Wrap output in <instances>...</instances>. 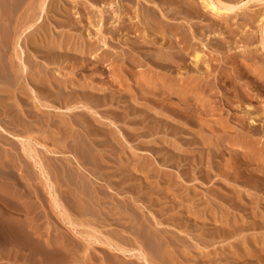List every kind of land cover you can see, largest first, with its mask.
<instances>
[{"label":"rangeland","instance_id":"obj_1","mask_svg":"<svg viewBox=\"0 0 264 264\" xmlns=\"http://www.w3.org/2000/svg\"><path fill=\"white\" fill-rule=\"evenodd\" d=\"M168 2L171 10L154 5L160 32L143 17L135 26L145 36L137 37L128 27L112 33L113 4L50 0L44 26L22 37L29 69L7 85L0 125L31 137L49 180L20 140L0 132V168L4 158L20 181L0 175V195L32 208L0 213V264H48L53 256L60 264H264V167L250 158L264 152V120L249 123L251 111L264 106V87L251 72L264 65L257 21L230 36L243 14L220 25L199 0ZM99 9L113 22L99 19ZM195 50L205 57L200 67ZM25 84L37 95H22ZM163 84L189 91L188 100L167 94ZM86 98L87 105L68 107ZM15 116L32 129L23 131ZM255 137V150L235 143ZM74 170L85 174L82 182ZM77 195L87 212L75 208ZM37 245L62 250L40 254Z\"/></svg>","mask_w":264,"mask_h":264},{"label":"bare ground","instance_id":"obj_2","mask_svg":"<svg viewBox=\"0 0 264 264\" xmlns=\"http://www.w3.org/2000/svg\"><path fill=\"white\" fill-rule=\"evenodd\" d=\"M28 1V0H27ZM26 0H0V83L4 84V86H0V106H2L3 103V95L9 91L7 85H12L14 83V81H16L18 78L20 79V71H22L23 73L25 71H28L29 66L27 64V61H29L28 55L25 53V50L22 47L21 41H22V37L26 34H28L31 30H33V28L35 27V25H42L43 22L45 21V17L46 15L49 13L48 12V3L50 0H29L28 3H26L24 5L25 2H27ZM79 0H75V2ZM95 1H102L103 3H108V4H113L114 7V12L116 14L115 16V20L117 21L113 26L114 28L112 29V33L114 32H118L120 30H123L124 28L128 27V31H134V32H139V34H136L137 37L145 36V33L141 31H143V29L139 28L138 26H135V23L139 24V23H144L143 22V17L146 20H152L154 22L152 30H158L159 28H161V24L159 23L161 21V17L160 15H158V12H156L157 10H155L154 5L156 6L158 3H161V5H166V7H168L170 10V6L171 3L168 2V0H162L161 2H158L156 0H95ZM201 1V4H203V7L205 8H209L210 11H212V13H215L220 21V25L224 24V23H228L232 17L235 15H239L241 16V14H243V19L241 22L238 23V25L236 27H233L230 30V36L234 35L242 26H244V24L246 22L248 23H255V21H257L258 25V43H259V47L261 49V52L263 54V58H264V9L262 10V8H259L257 5H259L260 3L264 2V0H199V2ZM74 2V1H73ZM81 3V2H80ZM127 4H131V8L133 9H127V7L125 6ZM125 4V5H124ZM149 4V5H148ZM24 5V6H23ZM92 5H94V3H92ZM159 6V5H158ZM255 6H257L258 8H256ZM261 6V5H260ZM264 6V5H263ZM24 7V8H23ZM23 8V10H21ZM167 8V9H168ZM53 9V8H52ZM166 9V10H167ZM168 11V13H162L165 17H167L168 15L172 14L173 12ZM21 11V12H20ZM206 11V10H205ZM263 11V14L261 13ZM20 12V13H18ZM48 12V13H47ZM100 12V17L99 19H101L102 21L104 20L105 23H112L113 21L109 20V16L104 14V10L103 9H99ZM209 12V11H208ZM18 13V16H16L15 18V22L13 21L12 23V19L14 17V15H16ZM214 14V15H215ZM262 14V15H261ZM94 15V14H93ZM215 15V16H216ZM100 21V20H98ZM233 21V20H232ZM14 24V26L12 25ZM140 25V24H139ZM44 26V25H42ZM41 27V26H40ZM172 29H176L178 30L179 28L176 27L175 25L174 27L171 26ZM160 30V29H159ZM158 30V31H159ZM156 31V32H158ZM160 32V31H159ZM163 32H161L162 34ZM164 34V33H163ZM27 36V35H26ZM25 36V37H26ZM32 36V35H31ZM10 37H13V43L14 45L12 46L13 48V55H7L9 54L8 51L10 49V45L8 43V39ZM152 42H157V38H153ZM11 41V42H12ZM26 41V40H25ZM253 41L252 37H248L247 39V46L249 44H251ZM61 44V43H60ZM196 52V50L194 51ZM254 52L253 50H250V53ZM12 54V53H11ZM47 58H51L52 54H48V56H46ZM250 57L252 58H256L255 56L251 55ZM205 58V57H204ZM204 58L201 56L200 57V52H196L195 56H194V60L193 63L197 66L200 67L204 62ZM52 59V58H51ZM17 62V63H16ZM30 62V61H29ZM48 62V61H47ZM30 64V63H29ZM39 64V63H38ZM32 66V65H30ZM39 66V65H38ZM47 66V65H46ZM260 64L255 67V70H251L252 74L255 76V78L260 82V84L264 87V65L262 64L260 67ZM33 67V66H32ZM31 68V67H30ZM40 69V68H39ZM42 70V69H41ZM45 71V70H44ZM39 72V71H38ZM41 72V71H40ZM46 72V71H45ZM242 73V72H241ZM205 75H208V72L205 71ZM37 77V76H36ZM47 77V76H46ZM46 77L45 74L41 75L38 77V82H45L46 81ZM231 76H225V80L227 79L228 81H234V79H231ZM35 81V80H34ZM60 82V81H59ZM73 82V81H72ZM14 85V84H13ZM42 85V84H41ZM44 86V85H43ZM42 86V87H43ZM14 87V86H13ZM30 87V86H29ZM28 86L22 89L21 94L22 95H26L28 93V91H32L36 94L37 90L35 91L32 87L29 88ZM101 88V87H100ZM39 90L41 91V95L44 92V88H39ZM163 90H165L167 92V94L169 95H174L177 96L178 98H180L183 101H187L188 97H189V91H186L184 89H182L181 91L176 90L175 88H173V86L170 85H166L163 84ZM38 93V92H37ZM37 95V94H36ZM40 95V97H41ZM24 97V96H23ZM247 97L249 98V96L247 95ZM38 98V97H37ZM253 100V99H252ZM68 101V100H67ZM88 98L86 99H77L76 103H70L68 105V107H71L72 105L74 106H78V104H82V105H87L89 102ZM48 102V101H45ZM44 102V103H45ZM79 102V103H78ZM42 104V106L44 107H57L54 104ZM41 109V107H39ZM46 110V109H45ZM49 110V109H47ZM20 112V111H19ZM253 116L251 117L249 123H256V118L260 119V120H264V106H260V107H256L254 110L251 111ZM250 112V114H251ZM23 113V111H22ZM26 116V115H25ZM24 116V117H25ZM12 118V117H11ZM14 122L17 125H22V128L24 129L23 131H27V133L29 132L30 129H32L31 125L23 122L22 118L19 116H15V118L13 117ZM27 119V118H26ZM25 119V120H26ZM29 119V118H28ZM32 121V120H31ZM9 122V121H8ZM30 122V121H29ZM242 125H244L243 127L246 128L247 131H251L252 126L245 124L244 119H241ZM14 123V124H15ZM33 123V122H32ZM35 124V123H34ZM9 125V124H8ZM61 125V124H60ZM48 127V126H47ZM263 127H264V123H263ZM36 129V128H35ZM52 130V129H51ZM34 131V130H33ZM37 131V130H36ZM45 131V130H44ZM0 132L6 136H9L10 138H14V139H18L21 141V149L25 152L24 154H28L32 159H33V164L35 167H38L41 175L43 176V178L46 180V182H48L49 180V175L47 173V168L46 166L40 161L39 158H37V153H36V149H33L32 145H30L29 143V139L31 138L30 136H20L16 135L15 133L11 132L9 129H7L6 127L0 125ZM52 132V131H51ZM62 132V131H60ZM58 131V133H60ZM26 133V132H25ZM34 134V132H32ZM39 133V132H38ZM258 133V132H257ZM45 134V133H44ZM52 134V133H51ZM55 134V133H54ZM57 134V133H56ZM22 135V134H21ZM32 135V134H31ZM35 135V134H34ZM39 135V134H38ZM58 135V134H57ZM48 136V135H47ZM75 136V135H74ZM78 136V135H77ZM259 136V135H258ZM257 137V136H256ZM252 139V140H246L244 141V139H237L235 141L236 144H239L241 146H246V147H250L251 149L255 150L256 145L261 144V137L260 138H256ZM35 138V137H34ZM38 138V137H37ZM37 138H35V142L39 145H42L43 147L46 148V151H48L50 154L53 153L54 155L56 154V152H54L52 149H48L49 146L47 145L48 143L44 142L41 140H38ZM79 138V137H78ZM80 139V138H79ZM78 139V140H79ZM9 142V141H8ZM240 142V143H239ZM18 143V142H17ZM62 143V142H61ZM52 145H55L54 143ZM82 145V144H81ZM83 146V145H82ZM61 147V146H60ZM81 147V146H80ZM35 148V147H34ZM13 149V148H12ZM7 151V150H6ZM34 152V154H33ZM59 155L62 157L64 152L63 150L59 151ZM6 154V153H5ZM33 154V155H32ZM52 155V154H51ZM58 155V154H56ZM58 155V156H59ZM4 156V155H3ZM263 158H260V156H254V155H250V158L252 157V159L257 162L260 166L264 167V152L262 154ZM2 157V156H1ZM8 157V156H7ZM46 158V157H45ZM47 160V159H46ZM9 162V161H8ZM45 163V162H44ZM11 164V163H10ZM47 164V163H46ZM1 165L3 168H0V175L3 176V178L5 179H11L13 180V183H15L16 185L20 184V181L18 179V177L14 174L15 172H11L9 171V163L6 162V160L4 158L1 159ZM30 165V164H29ZM71 165V164H70ZM12 166V165H11ZM25 168H29L28 164L25 163L24 164ZM53 168V167H52ZM63 169V168H62ZM61 169V170H62ZM71 169V168H70ZM69 169V170H70ZM79 169V168H78ZM75 171V170H74ZM55 172V170H54ZM64 172V171H63ZM66 172V171H65ZM75 181L76 182H82L83 181V176L85 174H82L81 171H75ZM27 174V173H26ZM28 178L31 179V175H29V173L27 174ZM0 176V178H2ZM71 178V177H70ZM85 178V177H84ZM68 179V178H67ZM2 180V179H1ZM7 182V181H6ZM10 182V181H9ZM87 182V181H86ZM90 182V181H89ZM83 184V183H82ZM87 185V184H86ZM91 185V184H90ZM3 186V185H2ZM9 186V185H8ZM13 186V185H12ZM7 187V186H6ZM16 187V186H15ZM21 187V186H20ZM19 188V187H18ZM17 189V188H16ZM15 189V190H16ZM18 190V189H17ZM77 190V189H76ZM80 190V189H79ZM82 191V190H81ZM92 191V190H91ZM21 192V191H20ZM24 192V191H23ZM89 192V191H88ZM15 193V192H14ZM77 193V191H76ZM3 195V193H2ZM10 195V193H9ZM7 196V195H6ZM78 197L75 203V208L78 211H82L87 212V210L84 208V202L82 200V197L77 195ZM17 199L19 200H24V198H21V195H16ZM56 197V196H55ZM5 198V197H4ZM4 198L0 195V203L4 202L5 205H1L0 207V213H7L9 214V212H13L12 210H16L18 211H25L26 213H30L31 209L29 208V205L27 206L26 203L25 204H17L16 201H12L11 203H7L4 201ZM21 198V199H20ZM16 199V198H15ZM28 199V197H27ZM68 199V198H67ZM9 200V199H8ZM14 200V199H13ZM10 201V200H9ZM18 201V200H17ZM26 201V200H24ZM57 207H60L58 202L56 201V199L54 200ZM75 201V200H74ZM86 201V200H85ZM21 203V202H20ZM23 203V202H22ZM30 203V202H29ZM73 204V203H72ZM93 205V204H92ZM62 208V207H61ZM74 209V208H73ZM92 209V208H91ZM65 210V209H64ZM89 212V211H88ZM63 213V214H62ZM62 215L64 216L65 211H62ZM96 213V211H95ZM14 214V213H13ZM98 214V213H97ZM37 215V214H36ZM77 215V214H76ZM87 215V214H86ZM35 216V215H34ZM68 216V215H67ZM5 217V215L3 216ZM17 217V216H16ZM36 218V216H35ZM71 218V217H68ZM82 218V217H81ZM9 219V218H8ZM26 220V219H25ZM73 220V219H72ZM70 220V223L72 225V227H77L78 224L73 223V221ZM35 221V220H33ZM68 221V220H66ZM10 222V221H9ZM69 222V221H68ZM78 222V221H77ZM83 223V222H82ZM27 225V224H26ZM30 228V227H29ZM13 229V228H12ZM16 229V228H15ZM75 229V228H74ZM22 230V229H21ZM30 231V230H29ZM38 234V233H35ZM24 235V234H23ZM26 235H28L26 233ZM26 235H25V242H26ZM20 236V235H19ZM31 237V236H30ZM28 237V238H30ZM39 237V236H38ZM31 240H29L28 243L33 242L32 238H30ZM34 240V238H33ZM36 240V239H35ZM70 242V241H69ZM35 243V242H34ZM33 243V244H34ZM40 243V242H39ZM59 243V241H58ZM62 243V242H61ZM27 244V243H26ZM60 244V243H59ZM36 245V244H35ZM48 246V245H47ZM52 246V245H50ZM58 246V245H57ZM54 247L49 248L46 247L45 245H41L36 248V251H38L40 254L41 253H47L48 251H54V253H57L58 251H61L62 248L60 247ZM26 247V246H25ZM33 247V246H32ZM34 248V249H35ZM77 249V248H76ZM31 250V249H30ZM35 251V250H34ZM71 252V251H70ZM31 253V252H30ZM53 253V252H52ZM42 256V255H41ZM44 256V255H43ZM62 257H58V256H53V258H51V260H49V262L51 264H60L62 262ZM72 261V260H71ZM48 263V264H50ZM29 264V263H28Z\"/></svg>","mask_w":264,"mask_h":264}]
</instances>
